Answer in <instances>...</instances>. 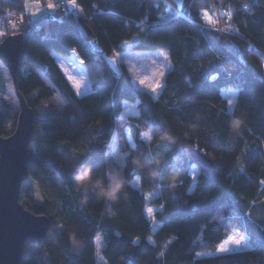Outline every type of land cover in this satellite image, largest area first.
I'll return each mask as SVG.
<instances>
[{"label":"trees","instance_id":"trees-1","mask_svg":"<svg viewBox=\"0 0 264 264\" xmlns=\"http://www.w3.org/2000/svg\"><path fill=\"white\" fill-rule=\"evenodd\" d=\"M74 2L33 25L23 0H0V41L23 34L17 84L34 111L19 201L51 220L40 244L26 243L22 264H264V0ZM223 9L230 32L211 25L223 22ZM133 36L135 49L167 51L172 66L157 96L136 87L123 63L114 73L104 59ZM73 50L90 84L81 95L52 55ZM222 87L237 89L230 112ZM6 90L0 72V136L18 114ZM113 138L122 163L105 157ZM189 147L214 172L198 165L193 181ZM135 175L138 188L129 183ZM113 176L122 187L109 198L101 190ZM154 189L148 204L159 208L148 218L145 192ZM243 235L249 247L235 248L229 237ZM202 251L213 254L197 257Z\"/></svg>","mask_w":264,"mask_h":264},{"label":"water","instance_id":"water-1","mask_svg":"<svg viewBox=\"0 0 264 264\" xmlns=\"http://www.w3.org/2000/svg\"><path fill=\"white\" fill-rule=\"evenodd\" d=\"M79 20L90 35L89 27ZM22 42V33L7 35L0 41V61L8 71L18 103L13 132L0 136V264H22L26 243L40 244L51 227L48 216L32 213L19 201L21 184L27 178L29 144L35 131L34 111L17 84V71L24 56ZM88 43L94 51L102 52L96 39L91 38ZM103 56L113 72L119 73L115 57ZM188 151L197 165L206 172H214V162L201 150L189 147Z\"/></svg>","mask_w":264,"mask_h":264},{"label":"rangeland","instance_id":"rangeland-1","mask_svg":"<svg viewBox=\"0 0 264 264\" xmlns=\"http://www.w3.org/2000/svg\"><path fill=\"white\" fill-rule=\"evenodd\" d=\"M173 1L175 2L176 7H180L182 0H173ZM170 15H171V11L169 10L165 15L162 16V18L166 19ZM1 33H2V29H0V36H1ZM135 41H136V36H133L129 40H125L122 43L123 49L120 51H116L114 53V57L118 65L119 63L124 64L126 70L131 76V80L133 84L136 87L149 92L152 96H157L163 85L164 75L172 66L170 59L168 57L167 51L164 49H150V50L149 49H135L132 47ZM54 54L56 56V59H59V60L62 59L65 62L73 64L74 66L76 64V60L79 59L76 53H73V55L64 56L54 51ZM79 66H81L84 72H86L85 67L83 66L81 62ZM0 72L4 76L6 87H7L6 97L11 103L16 104L17 99L14 93V87H13L12 81L10 79L7 69L3 66L1 61H0ZM161 73H164V75L161 76L160 75ZM84 78L86 82L89 84L87 75ZM141 81H143L144 83L141 84L140 83ZM157 83H160L161 87L155 88V85ZM77 84L81 85L80 83H77ZM154 88L155 90H153ZM236 93H237V89L235 87H222L221 88V94L227 101V110L229 112L232 110V107L234 105ZM146 134L148 135V133L142 132L143 138L145 140H148V136ZM124 156H125V152L118 147L116 143V139L115 138L111 139L107 147L106 154H105L106 159L114 160L118 163H122L124 161ZM198 171H199L198 165L194 163L193 166L189 170V173L192 176L193 181ZM139 182H140V178L138 175H135L129 181L131 186L137 187V188L139 187ZM193 184L194 182L191 183L189 190L193 188ZM157 193H158L157 189L145 192L146 205L144 207V212L146 216L152 215L153 211L159 208V207H155L153 205L148 204L149 199L156 196ZM148 209H152V212H148ZM241 237H243V239L240 240L239 244H235V248L237 249L248 248L249 245L247 242V237L245 235ZM150 240H153V239L150 238ZM102 246H103V242L100 236L97 235L96 241H95V247H96L95 254L99 260H101L100 248ZM212 254L213 252H210V251H202V252H197L196 256L199 257V256L212 255Z\"/></svg>","mask_w":264,"mask_h":264},{"label":"crops","instance_id":"crops-1","mask_svg":"<svg viewBox=\"0 0 264 264\" xmlns=\"http://www.w3.org/2000/svg\"><path fill=\"white\" fill-rule=\"evenodd\" d=\"M23 3H24L25 12H26L27 16L29 17V21L33 25L38 24L42 19L49 17L51 14L56 12L55 6L50 8L49 7L50 4H47L44 0H23ZM67 6L69 9H71V8H75L76 4H75L74 0H72L71 3L68 1ZM73 53H76V52L73 50V51H71V53L69 55H73ZM52 55H53L57 65L59 66V68L63 72L64 76L66 77V79L68 80V82L70 83L72 88L74 89L75 93L77 95H81V94L86 93L90 89V84H88L84 78L87 75V73L84 72V70L81 66H79L80 62H81L80 58L76 60L77 65L75 64V66H74L73 64L65 62L62 59H60V60L56 59L54 51L52 52ZM69 77H71V79H69ZM77 83H80L82 86L78 84L79 87H77ZM146 217L149 218V217H151V215L146 216ZM95 241H96V239H95ZM102 247L100 248V251H101ZM95 250H96V247H95ZM95 256H96V254H95ZM100 258H101V260H99L98 257L96 256L97 263H104V259L101 256V253H100Z\"/></svg>","mask_w":264,"mask_h":264},{"label":"built area","instance_id":"built-area-1","mask_svg":"<svg viewBox=\"0 0 264 264\" xmlns=\"http://www.w3.org/2000/svg\"><path fill=\"white\" fill-rule=\"evenodd\" d=\"M69 0H45L46 3L54 5L56 8V12L63 11L65 10V6H67ZM6 15L8 16H15L17 17V14H14L11 11H6ZM222 15H223V22L220 23L218 19H213L211 22V25L214 27H219L220 29H223L227 32L232 31L233 27L232 24L230 23L231 19V13L227 11L226 9L222 10ZM4 28V20L0 21V29Z\"/></svg>","mask_w":264,"mask_h":264},{"label":"clouds","instance_id":"clouds-1","mask_svg":"<svg viewBox=\"0 0 264 264\" xmlns=\"http://www.w3.org/2000/svg\"><path fill=\"white\" fill-rule=\"evenodd\" d=\"M90 174H91V169L86 168L84 171V176H88ZM77 179L79 180L80 177H77ZM121 187H122V182L120 180L114 181L111 179L109 186L106 189H102L101 194L109 198H114Z\"/></svg>","mask_w":264,"mask_h":264},{"label":"snow or ice","instance_id":"snow-or-ice-1","mask_svg":"<svg viewBox=\"0 0 264 264\" xmlns=\"http://www.w3.org/2000/svg\"><path fill=\"white\" fill-rule=\"evenodd\" d=\"M69 2L71 3L72 0H69ZM49 7L51 8V7H53V5L50 4ZM160 75L163 76L164 73H161ZM69 79H71V77H69ZM140 83L143 84L144 82L141 81ZM77 87H79L78 84H77ZM159 87H161V85H160V83H157V84L155 85V88H159ZM155 88H154L153 90H155ZM237 123H238V122H237ZM112 180H114V181H115V180H119V179H118V176H113V177H112ZM148 212H152V209H148ZM229 239L232 240L234 243L239 244V243H240V240L243 239V237H241L240 239H236L235 237H229ZM218 250H219V251H225L226 249H224V248L221 246Z\"/></svg>","mask_w":264,"mask_h":264}]
</instances>
